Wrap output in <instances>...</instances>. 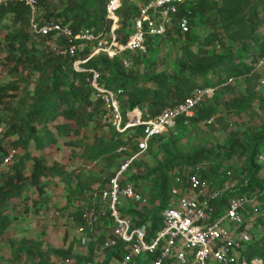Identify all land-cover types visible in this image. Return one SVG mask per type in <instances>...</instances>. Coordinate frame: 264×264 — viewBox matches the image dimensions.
<instances>
[{
  "label": "rangeland",
  "instance_id": "obj_1",
  "mask_svg": "<svg viewBox=\"0 0 264 264\" xmlns=\"http://www.w3.org/2000/svg\"><path fill=\"white\" fill-rule=\"evenodd\" d=\"M145 1L147 0H124L120 10L123 17L130 6L136 14L138 7ZM208 3L214 4L215 8L206 7L197 13L189 38H185V35H174L175 40L158 38L145 55H124V58H130L131 65L121 70L131 82L125 88L122 100L137 92L148 80L168 78L181 71L187 75V68L224 57L228 49L235 48V52H239L243 45L246 51L243 50L244 54L238 56L237 62L242 61L243 65L253 70L250 74L226 84L228 72L226 67H220L217 74L221 81L217 85L215 96L204 104L200 121L192 124L176 139H159L153 150L127 172V177L132 173L139 177L136 181L143 192V198L136 203L135 208L140 214H149L147 221L150 224L155 211L161 207V201L156 196L160 176L167 172L171 179L173 177L172 197L175 189L183 184L181 180L186 174L184 170L188 171L185 166L180 167L185 161H177L168 169L170 162L192 156L196 151L204 149L206 157L197 166L191 165L193 170L199 167L203 169L202 171L210 175L212 185L218 189L223 186L218 173L222 174L226 170L232 172V189L239 190L246 183L244 171L249 160L246 161L245 157L241 158L238 154L227 160L223 155L217 154L228 139L239 140L244 146L253 143L264 131V68L255 66L254 59L249 56L251 53L250 55L257 57L258 44L264 40V0H208ZM103 6L104 1L95 0H44L40 7V18L50 13L65 14L69 19L77 15L78 18L74 20L76 22L80 21L81 16L88 17L91 10H94L93 16L96 17ZM132 15L126 21L121 17L119 37L122 39L132 25ZM123 21L125 25L122 24ZM122 25L124 29H121ZM99 26L101 25L97 27ZM11 32L12 16L0 18V88L13 95L0 104V141L5 138L10 124L27 115L39 104L38 98L41 94L38 91L51 81L55 71L48 67L44 72H38L29 64L18 65L16 68L11 59L7 38ZM61 43L31 40L35 53L42 61H45V56L50 51L55 57H60L58 50ZM83 53L85 50H79L78 57L83 58ZM122 60L120 58L119 63ZM97 61L99 63L102 60ZM99 66L102 68L103 64L99 63ZM101 70L106 78L113 75L107 70ZM212 79L209 77V80ZM199 83L202 84L203 80L200 79ZM11 86L13 88H9ZM243 99L248 100V106L244 110L237 105ZM88 111L91 117L84 115L89 121L80 128L75 120H68L63 116H58L55 122L35 120L32 125H36L38 136L43 139V146H37L28 133L24 134L17 147L16 157L22 159L28 153L24 171L28 172L31 157L37 155L45 158L50 165L61 164L66 174L44 178L43 191L26 183L22 193L14 194L10 204L5 206L10 223L0 232V264H102L110 254L101 248L109 229L108 219H105L104 226L97 225L94 229L83 226L82 215L86 209L83 205L84 192L85 189L105 187L108 184L109 179L119 171L134 149V137L138 133L129 130L117 137L108 122L102 103L89 106ZM207 117L212 119L210 124L205 122ZM53 123L65 125L66 128L59 129ZM24 139L28 143H23ZM251 149L252 147L249 152ZM260 152L264 154V145L259 147ZM0 158H4L2 152ZM11 163L2 166L0 178L1 173L4 175V172L10 171L13 165ZM258 165L262 169L263 162L258 160ZM56 210H60L61 214L55 218ZM259 212L255 210L251 215H246L245 229L250 236L249 243L258 241L264 244V218L259 217ZM59 248L68 250L66 258L56 257L54 250ZM79 257H91L93 261L87 262ZM109 264L117 262L111 260Z\"/></svg>",
  "mask_w": 264,
  "mask_h": 264
},
{
  "label": "built area",
  "instance_id": "obj_2",
  "mask_svg": "<svg viewBox=\"0 0 264 264\" xmlns=\"http://www.w3.org/2000/svg\"><path fill=\"white\" fill-rule=\"evenodd\" d=\"M7 1L12 0H0V3ZM18 1L28 5L31 10V31L48 37V43L61 41L58 53L73 58L71 66L75 71L90 73L87 81L94 90L93 97L102 102L108 122L115 132L121 134L129 130L136 131L138 127L142 129L134 137L136 151L111 177L108 186L95 188L85 194L84 228L104 226L105 219L110 222L101 248L106 250L125 243L126 251L121 258L115 259L117 264H131L135 258L147 255L154 257L151 264H263L260 258H249L245 255L250 236L242 228L247 222L249 209L253 208L254 212L258 210L259 214H263L258 208V198L264 194V188L229 196L219 211L215 202L232 191L231 183L225 182L220 189L211 188L193 172V168H188L186 184L175 189L163 211L164 225L158 233L149 236V221L134 225L132 218L126 215L127 209L135 208L136 203L143 198L142 190L127 177L133 161L143 156L154 137L162 136L170 130L176 134L178 118L183 117L187 125L196 109L213 97L218 86L197 87L182 102L167 106L154 116L141 106L124 113L121 97L125 90L103 84L101 72L85 66L89 59L105 54L110 59L123 58L124 66L129 67L131 61L124 58L126 53L137 52L145 55L148 53V39L155 40L166 36L175 22L179 33L189 32L190 19L186 15H179L180 8L198 0L145 1L138 7L137 15L132 19L130 28L128 27V39L123 43L119 41L118 33L121 25L120 10L124 0L107 1L105 25L98 30L86 26L74 29L70 24L59 20H42L38 16V0ZM79 50L88 51L89 56L78 57ZM257 67L264 68V57L259 60ZM234 80V77H229L225 83ZM207 122L211 123L212 119ZM16 154V149H9L0 167L12 162ZM258 160L263 162L261 172L264 175L263 153L259 154ZM60 214V210H56L55 218ZM80 229L84 230L82 227Z\"/></svg>",
  "mask_w": 264,
  "mask_h": 264
},
{
  "label": "trees",
  "instance_id": "obj_3",
  "mask_svg": "<svg viewBox=\"0 0 264 264\" xmlns=\"http://www.w3.org/2000/svg\"><path fill=\"white\" fill-rule=\"evenodd\" d=\"M95 1H104V6L102 7V10L100 11V14L96 17L93 16L95 13L94 10H91L88 17H80V21H74L75 18L77 19L78 16L74 15L72 18L69 19L65 14H58L54 15L53 13L46 14L44 17L40 18V7L42 4H44V0H38L39 4V18L42 20H59L62 21L65 24H70L72 28L77 29L82 26L86 27H94L97 28H103L105 25V6L108 0H95ZM209 7L210 9L215 8L214 4L208 3V0H198L196 3H187L185 5H182L180 8L179 15H186L190 19L191 25L195 22L196 15L198 12L202 11L204 8ZM96 10V7H95ZM122 10V9H121ZM128 13L125 12V16L123 17L122 11H120L121 17L126 19L130 15L133 17L131 18V21L133 18L136 17V14L133 13L134 9L130 6L127 8ZM7 15L12 16V32L7 35L8 38V45L9 50L11 51V59L15 62V67L17 68L18 65H32L34 66L35 70L38 72L45 71L46 68L51 67L52 70H55L52 74L51 81L45 85V88L38 91L40 97L38 98V105H35L32 110L25 115L24 117L19 118L16 122L9 125L5 132V138L0 141V152H2V156L4 158H0V166L5 159V157L9 153V149L13 148L17 150V147L20 145V142H22V138H24V134L28 133L30 138H32L37 146H43V139L38 136V129L35 127L36 125H32L35 120H44L46 122H51L56 120L58 116H63L64 118L68 120H75L79 127L85 126L89 120L85 118L91 117V114L89 113L88 109L89 106L99 105L102 102L99 100L94 99V90L90 83L87 81L88 77H90V73L88 72H77L75 71L72 66V60L73 58L69 56H63L55 57L50 52L47 53L45 56V61H42L37 54L35 53L34 47L31 45V40H44L48 41V37L39 36L34 34L30 29V21H31V10L28 5L25 3L18 1V0H12L7 1L6 3H0V18H4ZM125 21H123V25H125ZM101 25L97 27L98 25ZM122 25L121 29H124ZM127 25L125 26V29ZM192 32H187L185 34L179 33L178 26L175 25L170 30L165 38H171L174 39L173 36H184L185 38H189L192 34ZM119 34V33H118ZM124 39L119 37L120 42H125L128 39V33L124 35ZM161 37V38H164ZM156 40V39H155ZM154 39L149 38L147 41L148 49L150 50L152 48V44L155 41ZM175 40V39H174ZM1 44V41H0ZM244 51H246L245 45L242 46V48L239 50V52H235V48L228 49L226 55L224 57H219L215 61H212L210 63H206L204 65H194L191 68H187L189 71V74L185 75L184 71L178 72L177 74H173L171 77L168 78H157L155 80H148V82L142 86H140V89L135 92L134 94L128 96L124 100L121 97V107L124 113H126L128 110L133 109L136 106H141L143 108H146L149 113L154 116L158 114L161 110H163L167 106H172L177 103L182 102L186 97L192 94V92L197 87H206V86H217L219 82L221 81L220 77L217 74V71L220 67H226V71L228 72V77H234L235 79H238L239 77H243L246 74H250L253 70L247 65H243L242 61L237 62V58L239 55L244 54ZM258 55L257 57H254V55L251 58L254 59V65L257 66V63L261 58L264 57V40L260 41L258 44ZM137 52H129L126 53V55L135 54ZM139 54V53H138ZM53 55V56H52ZM89 56V52L85 51L83 53L82 57L86 58ZM127 57V58H128ZM120 57H116L113 59H110L105 54H99L87 61L85 64L88 68H96L100 72H104L101 69L107 70L111 74V78H106L103 76V73L101 72V82L107 86L110 87H121L125 90L127 88L128 83L131 82V79L128 80V78L125 76V74L122 72V68H127L122 63H119ZM130 60V58H128ZM97 60H102L99 62L100 64H103V67L101 68L99 66V63ZM256 60V61H255ZM253 63V62H252ZM253 66V65H252ZM255 68V67H254ZM217 74V75H216ZM213 76V77H212ZM210 78H213L212 81L209 80ZM226 78V79H227ZM202 79L203 83H199V80ZM13 88V86L9 87ZM217 91V90H216ZM216 91L213 95V97L216 94ZM12 94L6 93L3 88H0V104L5 103L6 98L12 97ZM212 97V98H213ZM211 98V99H212ZM264 98V97H263ZM127 100V104H126ZM248 100L243 99L240 100L237 105L241 109H246L248 104ZM126 106V109L124 108ZM204 106L199 107L196 109L195 114L193 117L189 118V122L186 125L184 122V118L180 117L178 118L175 126V130L177 133L175 134L171 130L167 132L166 134L158 137H154L149 142L148 150L143 154L142 157L136 159L131 164V168L142 161L145 155L149 153V151L153 150V146L155 142H157L159 139H176L183 135L185 130L190 127L192 124H195L200 121V115H202L204 111ZM208 118V117H207ZM209 120L206 119L205 122ZM54 126H56L59 129H62L65 127V125H60L59 123H53ZM210 124V123H209ZM66 128V127H65ZM77 128V129H78ZM76 129V130H77ZM79 130H77L78 132ZM49 132V131H48ZM142 132L141 127H138L136 129L137 135H139ZM50 133V132H49ZM51 134V133H50ZM117 133V137H119ZM53 139V138H52ZM29 140V137H28ZM28 140L23 141V143H28ZM54 140V139H53ZM264 145V131L260 135H258L253 143L246 144L244 146L241 145L239 140L232 141L231 139H228L225 141L224 145L221 146L222 149L217 154L218 156L223 155L224 159H230L234 154H238L242 157L246 158V161L249 160V165L244 171L245 177H246V183L242 184L243 188L234 190L232 189L231 192L225 193L220 201L215 202L217 207L219 208V211H221V207L226 202L227 198L232 195L236 194H242L249 191H254L256 189H263L264 188V175L261 172V168L258 165V156L259 154V147ZM252 147L251 151L249 152V149ZM4 151V153H3ZM136 151V147L131 151L130 155H133ZM18 155L14 156L12 160V167L8 173L4 172L1 178H0V232L4 231L6 227L10 223V218L8 217L6 213L5 206L9 203L11 198H13L14 194L18 195L22 193V190L24 189L26 183H30L31 185H34L37 187L40 191H43V183L42 180L44 178H49L52 176H58V175H64L66 174L63 166L59 163H53L48 164L45 160V158L37 155H33L31 157V166L28 170V172L24 171L25 165H26V159L29 157L28 153H26L27 156H24L22 159H16ZM206 157V153L204 149H200L195 152L192 156H188L186 158H180L179 160H174L170 162V164L167 166L168 169H171L174 164L177 163V161H182L184 163L180 164L182 166H185V168H192L191 165L197 166V163L202 159ZM190 165V166H189ZM2 167H0L1 170ZM130 168V169H131ZM200 167L196 170H193L194 173L199 175L202 181L206 182L211 188H215L212 185V181H210V175L206 172L202 171ZM187 173L186 169L184 170ZM183 174V175H184ZM243 174V173H242ZM182 175V176H183ZM220 177V181L222 180L221 185H223L225 182H230L233 178L234 174L232 172H228L227 170L224 171L222 174L218 173ZM177 179V177H175ZM180 178V177H179ZM139 177L133 175H128V180L134 183V185L141 189L139 187L138 180ZM160 183L158 184V191L156 196L161 201V207L155 211L153 222L150 225L149 228V236L155 235L158 233L163 225V211L166 208L169 200L171 199V185L173 184L171 177L167 174V172L163 173L160 176ZM181 180V179H180ZM110 181V179H109ZM108 181V184H109ZM183 183L181 187H184L186 184V174L183 176V180H181ZM157 183V181H156ZM175 183V182H174ZM108 184L106 186H108ZM105 186V187H106ZM105 187H100L105 188ZM95 189V188H94ZM93 189L87 190L85 189L84 195L91 191ZM259 206L258 208L262 210V215L260 214V218H264V194L259 195L258 198ZM128 211V212H127ZM126 215H132V222L134 225L140 224L142 222L147 221L149 214H140L138 210L135 209H127ZM249 215L254 213L253 208L249 209ZM160 214V215H158ZM134 217V218H133ZM83 220V215H82ZM97 227V226H96ZM95 227V228H96ZM245 229V225L243 226ZM105 239V236H104ZM92 248V247H91ZM110 252L108 257H106L102 264H109L111 260L119 259L123 256V254L126 251V245L125 243H119L118 246L110 249H106ZM68 250L63 249H55L54 254L57 258H66L68 256ZM245 255L249 258L252 257H258L263 261L264 264V244H261V242L255 241L253 243H249L247 245V251ZM87 262H92L93 259L91 257H79ZM154 257L152 255H147L143 257H137L135 258L131 264H151V260ZM40 264H49L46 262H42Z\"/></svg>",
  "mask_w": 264,
  "mask_h": 264
}]
</instances>
